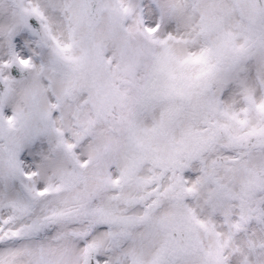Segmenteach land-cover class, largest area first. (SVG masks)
Here are the masks:
<instances>
[{"label": "snow or ice", "instance_id": "obj_1", "mask_svg": "<svg viewBox=\"0 0 264 264\" xmlns=\"http://www.w3.org/2000/svg\"><path fill=\"white\" fill-rule=\"evenodd\" d=\"M0 264H264V0H0Z\"/></svg>", "mask_w": 264, "mask_h": 264}]
</instances>
